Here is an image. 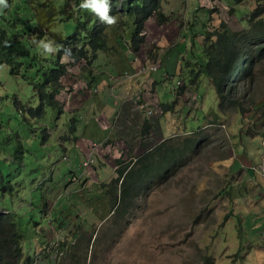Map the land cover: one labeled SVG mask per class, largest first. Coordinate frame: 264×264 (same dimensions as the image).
Instances as JSON below:
<instances>
[{
	"label": "rangeland",
	"instance_id": "obj_1",
	"mask_svg": "<svg viewBox=\"0 0 264 264\" xmlns=\"http://www.w3.org/2000/svg\"><path fill=\"white\" fill-rule=\"evenodd\" d=\"M48 1L60 6L66 0H7L8 7L0 10V28L8 33L31 32L32 53L42 58L58 53L35 30L37 5ZM260 8L264 9V0H167L163 10L170 14L168 26L174 28H163L161 33L146 27L147 42L135 55L137 60L131 61L134 70H128L133 77L123 74V56L113 42L106 52L111 63L108 71L119 75L107 77L109 95H117L115 89L125 77L132 81L125 84L122 105L133 108L132 112L136 107L140 110L139 102L145 101L136 102V94L142 96L147 90L153 100L141 104L142 119L132 120L137 122L132 126L116 124L121 104H114V99L113 115L104 112L110 126L100 131L89 120V113L95 119L101 112H93L94 107L87 111L93 94L98 95L88 81L109 67L102 65L106 57L92 65L83 62L71 67L65 79L68 88L59 94L68 110L60 114L48 107L41 117L27 113V107L39 104L35 72L15 75L11 67H1L0 184H5L0 208L22 215L26 256L31 251L39 256V264H52L46 259V248L53 252L71 244L80 226L83 230L92 226L86 235L94 237L81 244L73 262L67 259L70 264H84L85 253L86 264H203L205 255L214 264H264V177L251 168L264 165V61L238 107L230 104L223 109L210 79L201 73L208 33L224 27L248 28L250 15ZM118 18L109 28V42L116 38L130 42L132 17ZM152 24L156 25L155 19ZM69 28L71 24L57 18L52 30L44 31L51 38L60 29L71 32ZM44 44H50L52 51ZM111 60L119 61L120 68ZM19 62L27 65L28 59ZM160 96L173 105L167 114ZM222 112L227 120H219ZM191 114L195 117L189 119ZM163 116L167 120H157ZM162 141L177 150L170 174L139 197L125 227L113 216L103 185L123 166L118 159L130 163ZM239 161L245 166L230 168ZM64 211L68 217L60 229L56 225ZM36 237L41 241L38 245H34Z\"/></svg>",
	"mask_w": 264,
	"mask_h": 264
},
{
	"label": "trees",
	"instance_id": "obj_2",
	"mask_svg": "<svg viewBox=\"0 0 264 264\" xmlns=\"http://www.w3.org/2000/svg\"><path fill=\"white\" fill-rule=\"evenodd\" d=\"M166 1L129 0L119 5L117 0L109 1V14L114 16L116 21L119 19L118 16L123 14L132 17V21L135 18L134 31L129 42L134 53L140 52L147 41L146 23L150 18H155L159 25L169 20L163 12V3ZM80 4L81 0H66L60 6L51 1L37 5L35 30L38 32V37L46 39L58 49V53L52 52L48 58L32 53L29 42L31 32L8 33L7 30L0 28V69L3 65H7L15 75L35 72L33 86L39 104L36 108L27 107V113L32 117L43 116L48 107L57 110L60 114L68 110L66 101H63L59 94L61 95L68 88L65 79L70 76L71 67L83 62L92 65L99 58V53L109 50V28L116 22L111 25L102 24L94 12L81 8ZM72 5L76 8H72ZM263 12L264 9L260 8L250 15L248 28L230 31L224 27L215 34L208 33L201 73L210 79L223 109L226 108L225 105L230 104L238 107L255 84L258 66L264 61ZM57 18L60 19V23L71 24L69 28L71 32L60 29L48 38L44 29L51 31ZM23 58L28 59L27 65L19 62ZM16 66L18 69L23 68V71L16 69ZM86 72L88 73V69ZM88 82L91 83L92 80ZM75 128L74 126L73 130H76ZM126 135L128 136L127 132ZM163 142L132 158L130 163L118 159V164L123 166L116 170L117 176L110 183L103 185L106 191L108 190L113 216H117L118 221H124L125 227L130 225L129 219L139 197L150 191L151 184L157 179H165L170 174L169 165L173 163L177 150L166 146ZM4 184L5 181L0 184V192L4 189ZM5 210L7 212H4L3 207L0 208V264H39L37 254L31 251L27 256L25 254L22 215L16 211ZM66 212L64 211L63 217L58 218L60 225L56 226L60 229L65 225L61 222L68 217ZM90 229L92 230V226H88L86 230L81 229L80 226L73 233L76 237L73 243L63 244L53 252L49 247L46 248L49 254V258L46 259L52 264H70L68 258L73 262V257L76 256L81 244L89 243L94 237L93 233L86 235L91 231ZM39 240H36L34 245H38L41 242ZM84 255V264H86L88 253ZM203 260V264L215 263L209 255H205Z\"/></svg>",
	"mask_w": 264,
	"mask_h": 264
},
{
	"label": "crops",
	"instance_id": "obj_3",
	"mask_svg": "<svg viewBox=\"0 0 264 264\" xmlns=\"http://www.w3.org/2000/svg\"><path fill=\"white\" fill-rule=\"evenodd\" d=\"M200 6H203V5H200ZM163 12H164V10H163ZM173 14H175V13L172 12L171 15H173ZM168 15H170V14H168ZM168 17H169L168 21H170L171 18H170V16H168ZM153 19H155V18L152 17V18H150L147 21L146 27L148 28V25H149V28L155 30L156 32L164 33V29L165 28L170 29V28L173 27V24H172V26H168L169 25L168 21L163 23V24H160V25L157 24V22H156V25H154V24H152ZM132 23H133V21H132ZM147 32H148V30H147ZM171 32H173V30H171ZM160 41H161V39L158 40V42H160ZM113 42H114V44L119 45L118 46L119 54L121 56H123V60H122V64H121V67L123 69H125V72L123 74L126 75L128 73V74H131V75H129V76L126 75L127 77H133L134 76L133 73H130L128 70H134V66L131 64V61L133 62L134 60H137L138 57L135 56V55L138 54V53H134L130 49L129 42L123 43L120 38H116L114 41L109 42V46H108L109 48L108 49L111 48V44ZM114 44H113V46H114ZM128 48H129V51L125 52V51H127ZM106 52H108V50L104 51L102 53H99V58L97 59V61H99V59H101V57H106L107 62L102 63V65L107 64V65H109V67L108 68L106 67L107 69L100 70V72L97 71V74H96L97 78L92 81V84H93L92 85L93 86L92 89L93 90L97 89V91H95V92H98V95L94 96V94H93V96L91 98L92 103L90 105H88V109L86 108L87 111H90L92 109V107H94L95 111H93V112H98V111L101 112L100 116L95 118V119L92 117V115H91L92 113H89V115H90L89 120H91V123L93 125H98L100 131L101 130H105L106 127L110 126V122H109V120H108V118H107V116L105 115L104 112L105 111L106 112L107 111L108 112L112 111V115H113V113H114L113 112V108H112L113 104H112V106L110 105L111 101L114 99V102H113L114 104H121L123 99H121L120 96H123V93H125V88H126L125 84L128 83L129 81H132L131 78L127 81V80H125V77H124V82H121L119 84V86H117V89H115V91L117 92V95L114 96V97L109 95V90H110L109 85L111 83H110V81H109V79L107 77L109 76L110 79H111V78H115L119 74H116L114 71H112L113 74H110V72L108 71V70H110L111 63H110L109 57L106 55ZM110 55L112 57L114 56L113 54H110ZM110 59H113V58H110ZM111 61H114L116 67L120 68V62L119 61H116V60H111ZM127 61H128V63H127ZM85 77L87 78V76H85ZM156 81L158 83V84H156V86H158L159 83L163 81V78H161L160 81L156 79ZM108 83H110V84H108ZM150 94L151 93L148 90L143 92L142 96L139 95L138 93L136 94V102L140 101L141 99H143L145 101L144 103L142 102V100L139 102L140 110H142L141 109V104L142 103L146 104V105H150L151 101L153 102V100L150 98L151 97ZM116 98H117V100H116ZM160 99H161L162 103L165 104L164 106H167L166 107L168 109V111L166 112V114H167L169 111H171V109L173 108V105L170 103V101H163L161 96H160ZM167 99L170 100V97H167ZM77 100H79V98ZM197 104L198 103H196L195 106H197ZM201 104L204 106V103H201ZM187 105H188V103H187ZM120 106H121V113L119 114V116L116 115V118H114V120H117V122H116L117 125L121 126V125L129 124V125L132 126L135 123H137V122H132V120H139L140 118L142 119V117H141L142 116V112L137 107H136L135 112H132L133 108H131L130 106H125L124 104L123 105L121 104ZM109 116H111V114ZM194 117H195V114H191L189 119L194 118ZM236 117H239V113L236 114ZM218 118H219V120H225V119L227 120L228 119V117H226L223 112H222L221 116H218ZM96 120H105L106 124H105V122L102 121V123H104L105 126H103V124H101V123H97ZM157 120H167V119L163 116V117L158 118ZM244 157H246V156H244ZM240 165L243 167V166H245V163H243L242 161L235 162L234 165L230 166V168L235 170L237 167H241ZM251 168H252V171L255 170L253 168V166Z\"/></svg>",
	"mask_w": 264,
	"mask_h": 264
},
{
	"label": "clouds",
	"instance_id": "obj_4",
	"mask_svg": "<svg viewBox=\"0 0 264 264\" xmlns=\"http://www.w3.org/2000/svg\"><path fill=\"white\" fill-rule=\"evenodd\" d=\"M6 7H8L7 0H0V10ZM80 7L94 12L102 24L111 25L116 22L115 17L109 14V0H81ZM43 47L48 51H52L50 44H44ZM126 75L129 76L128 73ZM95 90L97 91V89ZM153 113L154 110L152 113L148 114V116L152 115ZM253 172L256 171L253 170Z\"/></svg>",
	"mask_w": 264,
	"mask_h": 264
},
{
	"label": "built area",
	"instance_id": "obj_5",
	"mask_svg": "<svg viewBox=\"0 0 264 264\" xmlns=\"http://www.w3.org/2000/svg\"><path fill=\"white\" fill-rule=\"evenodd\" d=\"M154 68L155 67H151V69H154ZM254 169H255L254 171H256V172L258 171L260 174L263 173V176H264V166H262V165L261 166H256V167H254Z\"/></svg>",
	"mask_w": 264,
	"mask_h": 264
},
{
	"label": "bare ground",
	"instance_id": "obj_6",
	"mask_svg": "<svg viewBox=\"0 0 264 264\" xmlns=\"http://www.w3.org/2000/svg\"><path fill=\"white\" fill-rule=\"evenodd\" d=\"M146 151H147V150H146ZM146 151H145V152H146ZM145 152H144V153H145ZM259 166H261V164H260ZM262 166H264V165H262ZM261 174L263 175V173H261Z\"/></svg>",
	"mask_w": 264,
	"mask_h": 264
}]
</instances>
